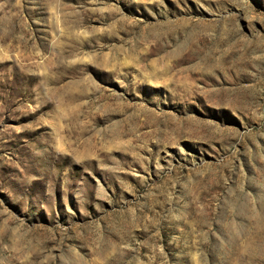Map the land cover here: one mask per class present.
<instances>
[{
  "label": "rangeland",
  "instance_id": "rangeland-1",
  "mask_svg": "<svg viewBox=\"0 0 264 264\" xmlns=\"http://www.w3.org/2000/svg\"><path fill=\"white\" fill-rule=\"evenodd\" d=\"M0 264H264V0H0Z\"/></svg>",
  "mask_w": 264,
  "mask_h": 264
}]
</instances>
